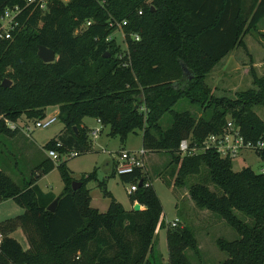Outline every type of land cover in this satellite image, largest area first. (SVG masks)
<instances>
[{
  "label": "trees",
  "instance_id": "trees-1",
  "mask_svg": "<svg viewBox=\"0 0 264 264\" xmlns=\"http://www.w3.org/2000/svg\"><path fill=\"white\" fill-rule=\"evenodd\" d=\"M22 3L0 0V13ZM123 20L125 51L119 54L118 44L107 36L114 21ZM261 21L264 0H48L44 13L28 6L11 37L0 39V82L10 80L9 85L0 83V112L11 119L22 114L38 118L46 105L56 104L62 129L42 147L54 148L59 158L70 150L80 154L90 149L83 116L95 117L100 130L107 126V134L120 141L140 129L145 151L169 154L166 172L172 185L186 187L195 206L235 231L236 237L214 238L226 255L218 264H264V168L234 170L231 158L212 148L183 155L177 151L181 138L199 145L207 133L219 132L227 116L244 139L264 137V121L251 107L264 102L262 77H253L255 87L235 90L232 97L214 95L204 81L212 66ZM38 44L54 51L52 61L37 56ZM180 97L196 103L199 112L173 110ZM164 113L170 123L162 128ZM15 132L0 120V135ZM258 157L264 167V149ZM66 159L56 163L62 181L56 194L36 183L53 164L48 157L18 183L0 168V198H12L22 207L19 214L0 220V264H161L152 257L161 203L141 166L118 174L121 181L136 184L128 198L144 207L134 210L114 199L94 167L80 173L79 186L71 189ZM89 180H96L108 198L104 211L89 205ZM54 198L53 210L47 209ZM16 228L26 247L10 235ZM165 240L166 264H202L191 262L184 251L199 258L191 227L166 229Z\"/></svg>",
  "mask_w": 264,
  "mask_h": 264
},
{
  "label": "rangeland",
  "instance_id": "rangeland-1",
  "mask_svg": "<svg viewBox=\"0 0 264 264\" xmlns=\"http://www.w3.org/2000/svg\"><path fill=\"white\" fill-rule=\"evenodd\" d=\"M65 1V0H63ZM118 21H114L116 24ZM83 29L76 27L74 34L81 32ZM107 39H114L119 46V54L125 51L123 42L122 28L115 27L107 36ZM242 44L233 47L225 56L219 59L205 75L204 81L210 87L214 95L233 96L235 90L255 87L252 82L253 77H262L264 79V24L261 21L255 29L248 30L241 36ZM256 114L264 121V102H257L251 105ZM173 110H189L197 114L199 108L196 103L189 102L186 98L180 97L171 107ZM53 107H46V114H51ZM58 109L56 110V114ZM228 118V116L226 117ZM36 117H30L29 123ZM83 121L89 128L101 127L94 117L83 116ZM162 128L170 123L168 113H164L159 118ZM63 123L58 116L55 120L45 127H32L28 136L16 133L14 138L21 139V145L13 143V139H8L5 135H0V168L5 171L16 183L22 177H28L31 171H35V165L45 158L46 149L41 147L42 143L49 137L56 134L62 127ZM107 126L92 136L86 132L87 141L92 144V151L80 153L74 156L66 157L61 155L59 159H50L53 164L51 168L40 177L36 183L42 190H51L58 193L62 187V181L59 177L56 163L60 159H68L67 165L72 170L70 173L73 179L77 180L78 173L91 169L96 165V175L102 178L107 170L105 168V159L116 157L119 149L135 150L140 146V129L128 132L125 138L120 141L117 136L107 135ZM91 136L93 138H91ZM158 152V153H157ZM155 154V155H154ZM155 157L156 162H153ZM141 168L147 169V175L150 178L151 185L161 203V220L156 224L153 231V259L161 264L167 262V246L165 240L166 229H176L183 224L192 228L195 235L199 250V258L193 255L190 249H185V253L191 262L196 263L198 259L202 264H218L226 255L219 250L214 243V238L221 235L225 238L236 237V233L224 221L205 208H198L189 198L186 187L172 185L171 177L166 172L169 165L170 156L167 152L145 151L142 155ZM144 165V166H143ZM243 165H249L253 170H262L263 164L258 155L252 151H239L231 159V167L236 170ZM107 169V168H106ZM144 171L143 169H141ZM108 182L105 188L113 195L127 205L126 187L130 182H123L117 174L108 175ZM190 179V178H189ZM193 179V178H191ZM96 180L86 182L87 187H91L90 194L94 204L100 206L101 201L105 200L100 188L96 185ZM209 187H213L208 184ZM214 188V187H213ZM22 207L19 206L12 198H0V220L19 214ZM240 215V214H239ZM177 218L174 225L170 222ZM18 229V228H17ZM15 229V230H17ZM10 232L21 246H26V241L22 231L19 229ZM199 263V262H198Z\"/></svg>",
  "mask_w": 264,
  "mask_h": 264
},
{
  "label": "built area",
  "instance_id": "built-area-1",
  "mask_svg": "<svg viewBox=\"0 0 264 264\" xmlns=\"http://www.w3.org/2000/svg\"><path fill=\"white\" fill-rule=\"evenodd\" d=\"M23 5H9L5 6L0 13V39H9L14 27L17 25V18L22 13L23 9L31 6L33 9H37L40 13H44L47 10L48 0H22ZM140 13V12H138ZM89 24V21L84 22L79 26V29H84ZM125 21L114 23L115 27L121 29ZM134 40H137V35L132 36ZM57 114L44 113L43 116L32 120V124L29 123L30 117L25 115L17 116L14 119L8 118L0 112V120L9 128L18 132H21L25 136L29 135L32 127H45L51 124ZM98 121V120H97ZM100 131V127L90 128V133L95 136ZM55 145H60L58 141ZM207 148L214 149L219 156H227L233 158L239 151H252L258 155V151L264 149V137H258L254 140L244 139L239 131V126L236 125L231 118H226L224 125L219 132L207 133L201 140L199 145L191 144L189 137L181 138L177 143V151L180 155L192 154ZM145 150L139 147L135 150L119 149L116 162L114 163V174H120L125 172H131L134 166H142V155ZM76 151L70 150L64 155L66 157L76 155ZM46 156L52 159H59V155L54 148L46 149ZM263 170V169H262ZM136 187L135 183H129L126 187V192L130 193ZM177 218L175 217L170 224L174 225ZM22 264V263H20Z\"/></svg>",
  "mask_w": 264,
  "mask_h": 264
},
{
  "label": "crops",
  "instance_id": "crops-1",
  "mask_svg": "<svg viewBox=\"0 0 264 264\" xmlns=\"http://www.w3.org/2000/svg\"><path fill=\"white\" fill-rule=\"evenodd\" d=\"M46 107H53V108H55V109H53L52 110V113H56V110H57V105L56 104H53V105H46L45 107H44V111H45V108ZM44 113H46V112H44ZM95 118V117H94ZM96 119V118H95ZM96 121H97V119H96ZM98 122V121H97ZM81 125H85L86 126V128H87V131L89 132V127H87V125L84 123V121H83V117H82V119H81ZM61 129H62V127H61ZM60 129V130H61ZM59 130V131H60ZM102 130V129H101ZM100 130V131H101ZM58 131V132H59ZM57 132V133H58ZM16 133H20V135H23L21 132H18V131H16L12 136H8L7 138L8 139H13V143H15V144H17V145H21V139L19 140V139H17V138H14V135L16 134ZM56 133V134H57ZM107 133V132H106ZM56 134H54L53 136H55ZM87 135V134H86ZM108 135V134H107ZM53 136H51V137H53ZM140 137H141V134H140ZM50 138V137H49ZM48 138V139H49ZM91 138H93L92 136H91ZM46 141V140H45ZM44 141V142H45ZM43 142V143H44ZM43 143H42V145H43ZM42 147V146H41ZM92 151V144L90 143V149L88 150V151H86V152H84V153H88V152H91ZM158 153V152H157ZM83 154V153H82ZM155 155V154H154ZM45 157H47L46 156V154H45ZM111 159L109 160L108 158L107 159H105V161H104V164H105V168L103 169V170H107V171H105L104 173V175H103V177L102 178H99V177H97V175H96V178H97V180H101V179H103L104 180V184H106L107 182H108V175H110V171H111V169H112V166H114V163L116 162V159L114 158V157H110ZM66 160H68V159H66ZM154 161L153 162H156V160H155V157H154V159H153ZM66 165H67V161H66ZM68 166V165H67ZM144 166V165H143ZM96 168V165H92V167H91V169L92 168ZM69 168V167H68ZM107 168V169H106ZM91 169H89V170H91ZM143 170H144V172L146 173V177H147V181L151 184V182L149 181L150 180V178H149V176L147 175V169H145L144 167L142 168ZM69 170H70V173L72 172V170L69 168ZM89 170H84V171H81V172H79L78 173V175H80V173H82V172H87V171H89ZM46 173V172H45ZM45 173H43V174H41V175H44ZM40 175V176H41ZM114 175V174H113ZM39 176V177H40ZM37 180V179H36ZM91 187H93V186H91ZM91 187H88V189H89V205L91 206V207H94V208H96L97 210H99V211H104L105 209H106V207H107V204H108V198L106 197V199L105 200H100L101 201V205L100 206H98V205H96V204H94L93 203V199H92V197H91V194H90V190H91ZM108 191L110 192V194L114 197V199L115 200H117L121 205H122V207L124 208V209H130L131 207H132V205H133V203L134 202H137V201H135V200H130L128 197H127V201H128V204L127 205H124V204H122L121 203V201H119L114 195H113V193L110 191V189H108ZM127 196H128V194H127ZM144 206L142 205V204H139V208L138 209H141V208H143ZM162 217V216H161ZM17 229V228H16ZM17 230H19V228L17 229ZM17 230H15V232L17 231ZM22 233V232H21ZM26 241V240H25ZM26 246H27V243H26ZM26 246H23V247H26Z\"/></svg>",
  "mask_w": 264,
  "mask_h": 264
},
{
  "label": "water",
  "instance_id": "water-1",
  "mask_svg": "<svg viewBox=\"0 0 264 264\" xmlns=\"http://www.w3.org/2000/svg\"><path fill=\"white\" fill-rule=\"evenodd\" d=\"M36 54L37 56L42 60V61H52L54 59V51L42 44H38L37 48H36ZM182 72H186V69L184 67H182ZM191 74L188 73V77H190ZM2 85H9L10 84V80L8 78H3L0 82ZM74 128V126H72ZM140 180L138 181V184H140ZM80 181L78 180H71L70 181V187L71 189H75L79 186ZM56 202V198H54L51 202H49V204H47L46 208L49 210H53L54 204ZM132 208L134 210H137L139 208V203L138 202H134L132 205Z\"/></svg>",
  "mask_w": 264,
  "mask_h": 264
}]
</instances>
